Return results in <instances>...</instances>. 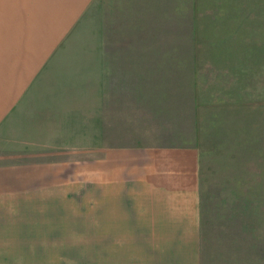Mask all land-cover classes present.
Segmentation results:
<instances>
[{"label":"rangeland","instance_id":"obj_1","mask_svg":"<svg viewBox=\"0 0 264 264\" xmlns=\"http://www.w3.org/2000/svg\"><path fill=\"white\" fill-rule=\"evenodd\" d=\"M87 3L0 123L12 194L59 162L8 199L11 264H102L100 150L134 145L199 149L201 264H264V0Z\"/></svg>","mask_w":264,"mask_h":264},{"label":"crops","instance_id":"obj_2","mask_svg":"<svg viewBox=\"0 0 264 264\" xmlns=\"http://www.w3.org/2000/svg\"><path fill=\"white\" fill-rule=\"evenodd\" d=\"M87 2L0 0V79H23L13 84L5 79V86L0 85V123L26 91L24 82L38 75L66 39ZM58 164L32 165L33 177L25 192L12 194L8 182L0 184V264L12 260L8 199L19 193L23 197L51 195L58 189ZM98 170L102 264L103 246L104 264H201L200 152L196 146L105 147L100 150ZM10 171L23 172L20 164Z\"/></svg>","mask_w":264,"mask_h":264}]
</instances>
